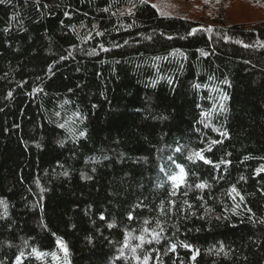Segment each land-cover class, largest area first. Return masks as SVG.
Masks as SVG:
<instances>
[{
  "label": "trees",
  "instance_id": "1",
  "mask_svg": "<svg viewBox=\"0 0 264 264\" xmlns=\"http://www.w3.org/2000/svg\"><path fill=\"white\" fill-rule=\"evenodd\" d=\"M261 44L146 0L0 3V264H264Z\"/></svg>",
  "mask_w": 264,
  "mask_h": 264
},
{
  "label": "rangeland",
  "instance_id": "2",
  "mask_svg": "<svg viewBox=\"0 0 264 264\" xmlns=\"http://www.w3.org/2000/svg\"><path fill=\"white\" fill-rule=\"evenodd\" d=\"M161 15L181 16L213 23L223 16L227 22L253 25L264 22V7L256 0H146Z\"/></svg>",
  "mask_w": 264,
  "mask_h": 264
},
{
  "label": "snow or ice",
  "instance_id": "3",
  "mask_svg": "<svg viewBox=\"0 0 264 264\" xmlns=\"http://www.w3.org/2000/svg\"><path fill=\"white\" fill-rule=\"evenodd\" d=\"M4 2V0H0V3ZM262 47H264V44H261ZM247 47V45H246ZM225 83H227V81H225ZM226 98V97H225ZM81 135H84V133H81ZM0 203H3L2 201H0ZM111 227V225H109ZM150 242V241H149ZM18 264H19V259H18Z\"/></svg>",
  "mask_w": 264,
  "mask_h": 264
}]
</instances>
